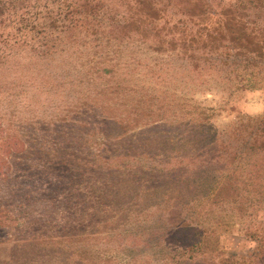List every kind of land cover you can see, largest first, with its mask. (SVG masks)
Here are the masks:
<instances>
[{
    "label": "rangeland",
    "instance_id": "374dc122",
    "mask_svg": "<svg viewBox=\"0 0 264 264\" xmlns=\"http://www.w3.org/2000/svg\"><path fill=\"white\" fill-rule=\"evenodd\" d=\"M70 2L31 0L0 16L4 34L33 28L36 37L43 28L52 33L49 48L39 54L27 47L23 63L12 61L6 65L10 70L0 71L2 89L14 91L7 99L22 102L35 95L33 104L17 106L14 117L0 115V123L14 127L11 135L21 133L26 147L8 179H0V206L9 214L1 222L0 264H127L132 259L133 264H174L178 259L180 264H264L250 260L251 236L264 233V152H244L241 144L251 131L247 118H264V72L245 73L246 86L232 81L228 70L187 73L178 57L191 54L198 43L172 54L123 37L101 48L107 38L95 40L90 34L86 44L84 31L59 41L56 36L68 33L60 32L61 23L54 19L70 11ZM119 10L126 8L114 6L112 14ZM199 49L193 55H201ZM74 94L80 97L76 103H88L82 113L73 111ZM7 99L0 103L3 111ZM202 123L216 127L220 145L225 141L230 149L210 177L198 174L193 183L197 201L178 204L195 227L209 228L200 249L183 258L155 246L169 234L161 218L165 188L148 193L141 188L150 175H136L140 166L157 162L138 158L135 147L166 155L179 135L187 136V126ZM215 179L208 199L203 196L206 183ZM178 188L184 195L182 185Z\"/></svg>",
    "mask_w": 264,
    "mask_h": 264
},
{
    "label": "trees",
    "instance_id": "16d2710c",
    "mask_svg": "<svg viewBox=\"0 0 264 264\" xmlns=\"http://www.w3.org/2000/svg\"><path fill=\"white\" fill-rule=\"evenodd\" d=\"M212 1L125 0L124 4H117V0H71L69 3L70 11L62 15L59 14L54 19L55 23H61L57 27L60 32L68 33V35L56 36V38L59 41H68L70 35L78 36V32L84 31L85 33L81 38L86 44L89 42L86 37L90 34L95 36V40L107 38V45L104 46L101 43L98 45L101 48L109 46V44L115 45L114 41H121L123 37L136 41L135 44H143L149 50L173 52L172 54L175 52L179 54V50L185 52L184 48L189 46V42L198 43V46L194 45L190 48L191 54L178 57L184 61L183 67H187V73L198 72L200 74L206 71L225 72L228 70L233 74V77H230L232 81L237 80L245 85V73L264 72V0H222L221 3ZM30 2L31 0H0V16H5L10 10L17 12L18 6L30 4ZM114 6L124 7L126 11L119 10L112 14ZM50 18L52 19V17ZM104 20H109V24H105ZM86 29L90 32L87 33ZM165 29L168 30L166 33H164ZM34 30L36 29H18L15 33L8 31L7 34H4L0 29V71L10 70L6 65L12 61L20 65L27 47L39 54L43 50L41 48L50 47L49 41L52 40V33L47 28H43L38 30L41 37H36L32 34ZM202 30H205L204 36L200 34ZM182 31L183 33L180 34ZM198 34L201 36L198 37ZM41 38H43L42 41H40ZM73 40L78 39L75 37ZM71 46L69 44V48ZM197 49L202 52L201 55H193ZM34 63L31 60L29 64ZM9 73L16 74V71H9ZM234 86L235 88L238 87L236 84ZM248 86H252L251 83H248ZM13 92L5 91L0 84V103L9 96H13ZM24 92H26V88L22 93ZM22 93L15 95L20 96ZM75 96L77 95H73L72 101V105L75 107L73 111L82 113L80 108L88 103L86 101L76 103L80 97ZM34 97L35 95H32L29 99L27 98L28 100L25 99L29 101L27 104L23 102L25 100L21 102V100H14L10 97L7 99V109L5 111L0 109V115L5 113L6 116L8 114L10 117H14L18 112L17 106L20 103L21 106L33 104ZM14 101L15 104H13ZM13 105L14 107H12ZM91 107L89 106V108ZM208 117L210 114L205 116V118ZM242 122L243 120H241ZM246 124L251 126V131L249 132L250 137L246 136L241 143L245 145L244 152L253 149L258 154L263 153L264 118L248 117ZM11 126L0 123V179L8 177L7 173L12 169L13 161L15 162L16 157L26 150L25 143L20 138L21 133L11 135L14 131V127ZM126 129L125 127L124 130ZM199 133H202V137L198 136ZM219 133V130L212 124H192V126H187V129L185 128V135L187 136L179 135L177 137L178 142L174 147L168 149L169 152L166 155L141 153L138 151L140 150L139 147H135L138 158H152L157 162L149 167H143L140 164L141 173H136V175L144 178L146 175L155 177L153 181L150 180V177L146 179L141 188H144L147 193L150 190L165 188L162 197L166 207L162 209L164 213L161 218H165L166 231L169 234L167 237H163L161 244H155L161 248L162 253H164L163 250L171 249L172 252H176L183 258H185V254H190V252L191 257H193L194 251L200 249L205 243L209 228L205 226L203 228L195 227V221L185 218L183 209L179 208L178 204L183 203L182 205L187 207L196 202L197 197L193 194V183L198 174H208L210 177V173L214 172L215 164L222 161L221 159L226 156L225 152L230 147L225 145V141H222L220 145ZM239 148L243 149L242 147ZM161 157H164V162L159 159ZM133 160L140 163L139 159L134 158ZM126 168L133 167L127 165ZM155 171L157 174L151 175ZM212 174L211 178H206L207 182L212 180ZM214 182L216 179L210 183L211 185L206 183L209 187L203 194L204 197L209 199L211 193L215 191ZM180 185H182L184 195L178 191ZM170 201L173 203L169 205ZM7 210L0 206V228L2 220L9 215ZM200 224L203 225V223ZM251 239L255 241V247L250 257L251 262L255 263L258 259L264 261V233H256L251 236ZM146 245L152 246L149 243ZM74 247L73 245V251L76 254ZM113 259L118 260L117 257ZM134 261L136 259H132L127 264H133ZM180 263L183 261L178 259L174 264Z\"/></svg>",
    "mask_w": 264,
    "mask_h": 264
}]
</instances>
